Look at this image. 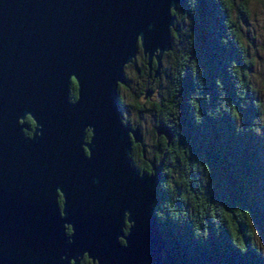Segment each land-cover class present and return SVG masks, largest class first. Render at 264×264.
<instances>
[{
  "label": "water",
  "instance_id": "obj_1",
  "mask_svg": "<svg viewBox=\"0 0 264 264\" xmlns=\"http://www.w3.org/2000/svg\"><path fill=\"white\" fill-rule=\"evenodd\" d=\"M184 3L0 0V264H162L161 163L132 166L131 146L144 148L118 88L138 51L160 77ZM155 134L167 147L169 130Z\"/></svg>",
  "mask_w": 264,
  "mask_h": 264
},
{
  "label": "trees",
  "instance_id": "obj_2",
  "mask_svg": "<svg viewBox=\"0 0 264 264\" xmlns=\"http://www.w3.org/2000/svg\"><path fill=\"white\" fill-rule=\"evenodd\" d=\"M172 16L170 40L178 48L169 53L166 86L153 105L171 138L167 147L161 139L156 152H145L162 164L153 203L162 264H264L253 240V229L264 237V181L254 149L261 111L238 25L247 4L185 0ZM140 61L139 76L149 81L152 73ZM130 159L137 172H149L137 145Z\"/></svg>",
  "mask_w": 264,
  "mask_h": 264
},
{
  "label": "rangeland",
  "instance_id": "obj_3",
  "mask_svg": "<svg viewBox=\"0 0 264 264\" xmlns=\"http://www.w3.org/2000/svg\"><path fill=\"white\" fill-rule=\"evenodd\" d=\"M233 1L235 5L241 2V0ZM244 1L247 4V18L245 22L239 21L238 25L241 44L251 64L249 81L261 111L260 119L256 123L254 149L257 152V159L259 160V177L264 181V0ZM233 17L235 18V16ZM171 46V50L163 54L161 58L160 79L150 85L149 99L143 100V93L140 90H144L147 82L143 77L137 78L134 66L133 68L127 66L124 69V75L128 82L127 88L118 89V100L121 104V120L125 125V121H127V126L129 127H133L134 124L139 126L143 138V145L148 156L158 150L155 144L157 139L154 136V126L158 124L156 122L153 105L157 104L159 93L164 91L166 86L164 72L166 74L169 73L172 64L169 53H172L174 48H178V45L173 42H171ZM141 58L140 52L138 51L134 61L136 66L141 65ZM259 205L264 212V193L262 194ZM253 240L264 260V237L253 229Z\"/></svg>",
  "mask_w": 264,
  "mask_h": 264
},
{
  "label": "flooded vegetation",
  "instance_id": "obj_4",
  "mask_svg": "<svg viewBox=\"0 0 264 264\" xmlns=\"http://www.w3.org/2000/svg\"><path fill=\"white\" fill-rule=\"evenodd\" d=\"M144 60V59H143ZM145 61V60H144ZM145 65H146V63H145ZM153 65V66H152ZM152 65H151V68L150 69H148L147 67V71L149 72V73H152V71H153V69H154V64L152 63ZM133 66L135 67V74H136V76H137V78H140V76H139V73H140V70H142L143 69V67H141V65L140 66H136L135 65V63H132L131 65H129V67L130 68H133ZM160 74H161V71H160ZM126 78V77H125ZM160 79V77L158 78V79H156V80H159ZM156 80H154V81H156ZM154 81L152 82L151 81V78H150V80L148 81H146L147 83H146V85L148 86V87H150V85H152L153 83H154ZM128 82H127V79H126V85L125 86H119V88L118 89H120V88H123V89H125V87L127 88V84ZM73 89H75V84H74V82L73 81H71V83H70V86H69V91H71V90H73ZM150 90V89H149ZM75 99V98H74ZM74 99H72V100H70V101H74ZM120 103V102H119ZM120 108H121V104H120ZM26 121H29V124H30V126H28L27 125V122ZM24 122H25V124H26V126H27V130L28 129H30V133H29V135H27V136H30V134H31V132H32V128H33V124H32V122L26 117L25 118V120H24ZM126 122V125L128 124V122L127 121H125ZM134 126H137L138 128H139V126L137 125V124H134ZM133 126V127H134ZM129 127V126H128ZM133 127H130V128H133ZM157 127V125L156 126H154V128H156ZM139 130H140V128H139ZM26 131V130H25ZM24 131V132H25ZM140 134H141V131H140ZM154 136H155V138L157 139L155 142H157V141H159V140H164V138L162 137V136H156V134H155V131H154ZM88 137H89V134L87 133L86 134V138H85V140L87 141V139H88ZM141 137H142V134H141ZM142 144H143V138H142ZM138 146V145H137ZM139 147V146H138ZM143 148H144V145H143ZM145 152H146V150H145V148H144V158H142V156H141V158H142V160H146V163H147V161L148 160H150V159H146L145 158ZM147 153V152H146ZM148 154V153H147ZM154 162V161H153ZM161 163V162H160ZM161 166H162V164H161ZM58 201L60 202V200L58 199Z\"/></svg>",
  "mask_w": 264,
  "mask_h": 264
}]
</instances>
